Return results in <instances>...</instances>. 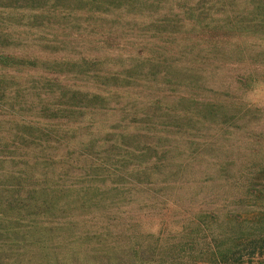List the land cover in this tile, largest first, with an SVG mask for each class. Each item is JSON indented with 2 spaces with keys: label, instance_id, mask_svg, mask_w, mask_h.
<instances>
[{
  "label": "trees",
  "instance_id": "trees-1",
  "mask_svg": "<svg viewBox=\"0 0 264 264\" xmlns=\"http://www.w3.org/2000/svg\"><path fill=\"white\" fill-rule=\"evenodd\" d=\"M245 3L209 18L189 0H0V264H45L62 231L106 240L103 222L122 216L133 192L191 181L243 184L232 197L249 204L195 218L194 262L264 264V170L263 182L242 183L220 137L188 125L238 118L216 96L198 97V74L231 63L242 33L264 35V0ZM181 84L188 95L178 104L160 95ZM123 236L106 244L115 261Z\"/></svg>",
  "mask_w": 264,
  "mask_h": 264
},
{
  "label": "rangeland",
  "instance_id": "rangeland-1",
  "mask_svg": "<svg viewBox=\"0 0 264 264\" xmlns=\"http://www.w3.org/2000/svg\"><path fill=\"white\" fill-rule=\"evenodd\" d=\"M245 1L226 0L227 4L222 5L219 0H189V6L196 10L199 8L205 14H209V18H217V15L220 16L223 11L229 13L230 10L233 12L243 10ZM247 8L249 11L253 7L248 5ZM191 14L181 16L186 23L182 28L188 25L187 29L191 28L189 21L196 17V14H193L194 18ZM239 41V46L231 47L232 50L228 48L231 63H223L219 67L209 63L211 67H206L205 73L202 71L198 74L200 87L206 88L199 89L202 93L197 94L201 98L216 96V99L225 101L227 108L236 109L237 112L234 113L238 118H231L225 126L222 123L218 124L220 122L218 120L212 123L210 129L201 123L195 125L193 122H188V125L193 127L189 133L195 131L199 136L209 139L217 135L214 140L220 137L223 156L236 159L229 168L241 174V182L245 183L246 178L252 175L263 182L260 177L264 170V35L245 32L241 34ZM212 67L214 70L211 69ZM235 76H240L250 85L239 88ZM195 78L197 77L192 75V80ZM208 86H212L215 91L212 93L208 91ZM184 88L181 84L175 88V92L167 94L161 92L160 95L166 99L170 95L169 99H174L173 101L178 104L179 97L188 95V90L185 92ZM180 109L187 110L185 107ZM217 129L219 134L215 132ZM202 137H198L197 140H202ZM181 146L188 147V143L182 139ZM245 187L242 184L239 189L227 187L224 190L216 181L208 183L191 181L184 188L179 189L137 190L133 192H138L137 199L122 207L125 210L123 215L120 214L121 212L118 213L122 216L103 222L104 225L110 226L112 232L104 236L106 240H102V235L96 239L91 233L85 234L88 238H82L77 230L58 232L53 236L45 264H119V262L122 264H214L207 261L194 262L199 248L192 242L198 229L195 218L212 209L222 213L234 209L245 212L249 204L240 202L241 197H232L236 194L242 195ZM100 224L102 222L94 225V230ZM100 231L102 228L92 233L100 234ZM119 233L124 236L118 240L127 248L125 255L120 254L121 261H115L113 255L108 253L106 244L116 239ZM134 250L137 251L134 253ZM38 255L40 256L39 253ZM250 261L248 256H243L232 259V262L227 264H249Z\"/></svg>",
  "mask_w": 264,
  "mask_h": 264
}]
</instances>
